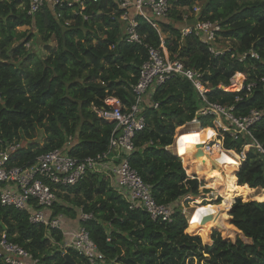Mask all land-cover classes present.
<instances>
[{"label": "trees", "instance_id": "16d2710c", "mask_svg": "<svg viewBox=\"0 0 264 264\" xmlns=\"http://www.w3.org/2000/svg\"><path fill=\"white\" fill-rule=\"evenodd\" d=\"M89 2L84 14L90 19L84 21L68 8L62 9L60 19L55 15L58 11L53 13L47 6L28 16V0H0V149L6 144H25L12 156L11 165L26 166L53 150H62L79 160L105 153L114 124L99 119L94 108L105 107L103 100L109 94L126 106L134 103L132 88L147 50L123 39L124 26L118 18L121 11L113 0ZM197 3L201 6L195 20L217 22L221 27L217 46L225 47V41H230V49L223 55H211L208 46L194 35L181 38L183 24L178 28L170 23L181 22V13ZM170 11L157 23L169 59L206 72L211 89L206 98L210 102L232 106L236 116L261 111L262 118L253 134L264 148V0H178ZM136 20L143 45L159 48V33L143 18ZM65 21L70 22L68 26ZM21 27L35 32H19ZM36 36L44 44L45 56L25 46ZM250 50L258 54L259 60L248 54L238 61ZM235 73L244 75L247 83H255L250 94L245 89L225 90ZM146 102V127L134 136L135 149L129 164L150 186L157 204L173 206L171 221H154L141 210H129L118 190L97 173H89L78 184L64 188L53 206V215L77 219L105 257L104 264H186L194 260L199 264H264L263 160L250 150L247 160L234 171V195L252 201L237 199L230 208L233 197L226 189L222 198L223 187L216 183L229 181L232 175L219 170L206 178L203 173L217 162L212 155L195 158V145L200 147L202 142L187 136L176 139L179 155L190 158L195 169L188 158L182 163L165 150L173 143L176 128L191 121L201 104L191 83L171 77L155 88ZM151 103L157 104V109ZM199 121L201 127H211L210 118L201 117ZM210 134L207 131V136ZM40 135L44 136L41 144L35 142ZM198 137L203 138V131ZM246 143L245 139L232 143L227 137L224 147L239 151ZM228 161L232 162L227 155L221 156L218 167ZM205 185L220 193L216 200L220 206L186 211L188 228L180 201L197 197L200 190L208 193L202 189ZM220 208H230L228 218L212 229L209 242L203 243L199 236L188 233L212 227L223 215ZM80 212L91 214L93 219L81 222ZM206 217L211 218L209 223L201 224ZM2 234L42 264H66L65 253L75 264H88L73 249L63 248L67 237L61 230L32 224L26 212L0 205Z\"/></svg>", "mask_w": 264, "mask_h": 264}, {"label": "built area", "instance_id": "2783aa9c", "mask_svg": "<svg viewBox=\"0 0 264 264\" xmlns=\"http://www.w3.org/2000/svg\"><path fill=\"white\" fill-rule=\"evenodd\" d=\"M88 0H28L27 15L34 16L43 6L55 13L60 19L63 8L72 10L73 15L81 16L88 21L89 15L84 11ZM90 4L98 3L100 0H89ZM121 11L119 20L124 26L123 39L131 44L142 45L147 50L146 60L142 63L136 84L132 88L134 103L130 106L124 105L119 98L112 94L107 95L103 102L105 107L94 108L97 117L103 121L114 124L111 133L108 149L105 153L96 157L79 160L70 157L62 150H53L36 157L34 162L26 166L11 165L12 156L21 149L19 143L6 144L0 149V205L13 208L19 212H26L28 220L32 224H40L48 228L62 230L63 215H53V206L58 200V194L64 188L72 187L82 181L87 174L97 173L104 175L113 187L123 196L128 203L129 210H141L156 221L169 223L174 213L172 205L157 204L151 194V188L131 168L129 158L134 151L133 139L137 132L146 127L145 111L148 108L147 99L151 97L155 88L164 84L171 77H180L194 87L201 104L195 117L185 123L181 131L173 137V143L165 147L184 162L186 156H180L177 140L185 136L195 139L198 133L204 130H211L210 141L200 145L203 155L211 156L215 152L219 155L226 154L233 164L229 167L237 170L248 157L250 150L264 162V148L255 139L253 129L261 120L262 112L251 110L246 116H236L232 106H224L219 103H212L206 98L211 91L208 81L205 79L206 72L188 69L178 61L169 59L164 47L163 38L159 31L158 21L166 19L172 6L178 0H113ZM199 8H194V15L198 17ZM115 14L110 15L114 18ZM137 17L154 28L161 36L159 48L147 47L142 43V37L137 32ZM185 24L180 29L181 38L194 35L200 42L208 46L213 56L223 55L229 51V47H218L219 33L221 27L217 22L201 21L198 18L192 25L187 24V16L182 17ZM69 21L64 25L68 26ZM26 48L28 44H26ZM221 48V49H219ZM249 54L252 59L259 60V56L253 50L237 58L243 61ZM233 57V55H232ZM235 73L230 79V85L235 83ZM242 75V74H241ZM244 76V75H242ZM264 83V78L261 79ZM255 83L241 84L240 90L245 89L250 94ZM222 90L224 88L218 87ZM264 90V84H263ZM1 98V93H0ZM238 101V100H236ZM153 109L157 104L151 103ZM211 119V127H201L200 118ZM236 143L240 139L247 140L239 151L234 148L225 149V139ZM195 152H198V145H195ZM189 160V159H188ZM196 173V172H195ZM234 174V173H233ZM235 176V174H234ZM189 178H193L188 175ZM63 192V191H62ZM220 195L219 192H217ZM217 195V197H218ZM93 219L91 214L80 212L79 220L86 222ZM67 237L63 248L73 249L79 256L83 257L88 264H104L105 257L98 251L90 239L84 227L79 226L73 233H64ZM0 263L3 264H42L39 259L20 246L9 242L5 234L0 236Z\"/></svg>", "mask_w": 264, "mask_h": 264}, {"label": "rangeland", "instance_id": "374dc122", "mask_svg": "<svg viewBox=\"0 0 264 264\" xmlns=\"http://www.w3.org/2000/svg\"><path fill=\"white\" fill-rule=\"evenodd\" d=\"M200 6H201V4L200 3H197L195 6H193V8H191V9H185V11H183V13H181L182 14V17L183 16H187V20H186V22H187V24H189V25H192L193 24V22H194V20H195V15H194V8H199L200 9ZM170 13H171V11H170ZM170 13H169V15H170ZM170 22V21H169ZM170 23H172V24H174V25H176V26H178V28L183 24H185V22H184V19H182V21L181 22H173L172 20H171V22ZM183 25L181 26V27H183ZM181 27H180V29H181ZM19 30V32H35V30L33 31V29H30V28H27V27H21V28H19L18 29ZM221 42V41H220ZM226 43H225V45L227 46V47H229V45H230V41H225ZM28 44V47H29V51H31L32 53H34V54H37V55H39V56H45V54H46V51L44 50V44L41 42V40L36 36V39L35 40H32L30 43H27ZM217 45H219L220 46V44L218 43ZM26 46V45H25ZM27 47V46H26ZM219 49H221V48H219ZM238 75H241L240 73H237ZM242 76V75H241ZM240 79V83L238 82V84H239V88L237 89V90H234V91H231V89H235V88H232L233 87V85H230V87L229 88H227L228 90H229V92H237L238 90H240V87H241V84L243 83V81L245 80V82H247V80H246V78L244 77V76H242V78H239ZM184 127H186V128H188L189 126H185V125H183V126H180V127H177L176 128V130H175V133H174V135L177 133V132H179V131H181V129L182 128H184ZM38 138V140L37 139H35V142H38L39 144H41L42 143V141L44 140V136H38L37 137ZM20 145H21V147H23L25 144H23L22 142L20 143ZM182 156V155H181ZM185 158H188V157H185ZM199 158H201V157H199ZM212 158L213 159H215V161L217 162L216 163V168H213V166L212 165H210V168L206 171V173L204 172L203 174H205L207 177L206 178H209V177H211L212 178V176L213 175H216V174H218V171L219 170H221V171H224V173H227V174H230V175H232V178L229 180V181H225V180H223V179H221V181L219 182V183H216V186H222L223 187V190H224V193H223V197L222 198H224V196H225V193H226V189H227V191L229 192V194L233 197V200H232V203H231V205H230V208H231V206L233 205V203L237 200V199H240L243 203H246V202H250V201H252L249 197L248 198H246L247 200H244L243 198H238V197H236L235 195H234V190H233V188H232V186H231V184H232V182H233V180H234V171L235 170H233V168H231V167H229V164H233V162H225L222 166V169H221V167H218V160H220V157H218V156H215V155H213L212 154ZM189 159V161H190V163L192 164L193 162H192V160L190 159V158H188ZM228 164V165H227ZM193 165V167L195 168V166H194V163L192 164ZM195 172L196 173H198L196 170H195ZM200 174H202V173H200ZM206 189V190H208V193H204V192H202V190H200V192H199V195L197 196V197H194V198H187V199H184V200H181L180 201V206H181V212H182V214L184 215V217L186 218V220H187V223H188V218H189V216H188V214H186L185 212L187 211V213H191L192 212V210H193V208L194 207H196V208H202V207H206V206H209V207H212L213 209L215 208V207H218V206H220V203H219V205H217L216 204V200H217V198H219V197H221V195H218V197L215 199V196H216V193L214 192V190H211V189H209V188H207L206 187V185L204 186V187H202V189ZM214 192V193H213ZM212 193H213V195L214 196H212ZM222 194V193H221ZM222 202V201H221ZM203 204H206V205H203ZM229 208V209H230ZM221 209V212L223 213V215L225 214V216L223 217V215L222 216H219L218 217V219L216 220V223L212 226V227H209V226H205L204 228H206L207 230H204V232H201L200 230H194V231H192V232H188L192 237H200L201 239H202V242L203 243H207V242H209L208 241V235H209V233L212 231V229L216 226V224L218 223L219 225H223V223L227 220V218H228V214H227V212H228V210H225V209H223V208H220ZM64 218V217H63ZM64 221V220H63ZM64 223L65 222H63V224H62V230L64 231V228H65V225H64ZM206 223H209V221L208 222H206ZM205 223V224H206ZM217 224V225H218ZM64 226V227H63ZM188 228H191V226L188 224ZM192 228H196V227H192ZM198 228V227H197ZM66 229V228H65ZM67 230H65V232H66ZM206 231V232H205ZM65 240V239H64ZM66 241H64V243H65ZM186 264H199V263H197V261L196 260H194L192 263H186ZM200 264H204V261H202Z\"/></svg>", "mask_w": 264, "mask_h": 264}, {"label": "crops", "instance_id": "0c3cea01", "mask_svg": "<svg viewBox=\"0 0 264 264\" xmlns=\"http://www.w3.org/2000/svg\"><path fill=\"white\" fill-rule=\"evenodd\" d=\"M207 131H210V133H211L209 136H207ZM198 135H199V133H198ZM211 136H212V131L211 130H204L203 131V138H200V137L197 136L195 139H197L198 141H200L203 144H205L207 141H210ZM213 155L218 156V157H221V156L224 157V155H226V154L223 153V154L219 155L218 153L215 152ZM220 167L222 169L223 166H220ZM234 180H235V177H234ZM111 184L113 185L112 180H111ZM214 192L216 193V196H215V199H216L218 194H217L216 190H214ZM213 193H212V196H214ZM63 220H64L63 222H65L64 225H65V228H66V229L64 228V233H68V234L73 233L80 226L77 219L73 220V219H70L68 217H64ZM65 230H67V231L65 232Z\"/></svg>", "mask_w": 264, "mask_h": 264}, {"label": "water", "instance_id": "95a60500", "mask_svg": "<svg viewBox=\"0 0 264 264\" xmlns=\"http://www.w3.org/2000/svg\"><path fill=\"white\" fill-rule=\"evenodd\" d=\"M221 88H224V87H221ZM198 149H199L198 152L194 155L195 158H199V157L203 156V152H201L200 147H198ZM212 166H213V168H216L215 165H212ZM210 219L211 218H208V217L203 218L202 221H201V224H204L205 222H207ZM116 249L118 251V254L120 255L121 252H120L119 248H116ZM63 257L65 259V263L66 264H75V262L73 261V259L71 258V256L69 254L65 253Z\"/></svg>", "mask_w": 264, "mask_h": 264}, {"label": "bare ground", "instance_id": "6f19581e", "mask_svg": "<svg viewBox=\"0 0 264 264\" xmlns=\"http://www.w3.org/2000/svg\"><path fill=\"white\" fill-rule=\"evenodd\" d=\"M239 78H242V76L241 75H237L236 77H235V83H234V85H233V87L232 88H235V89H231V91H234V90H237L239 87V84H238V82L240 81V79ZM240 83V82H239ZM230 87V86H229ZM228 87V88H229ZM226 91H229L227 88L225 89ZM195 169V168H194ZM198 174H200V173H198ZM218 224V223H217ZM216 224V225H217ZM201 228H204V227H201Z\"/></svg>", "mask_w": 264, "mask_h": 264}, {"label": "clouds", "instance_id": "9594fccd", "mask_svg": "<svg viewBox=\"0 0 264 264\" xmlns=\"http://www.w3.org/2000/svg\"><path fill=\"white\" fill-rule=\"evenodd\" d=\"M235 177V176H234ZM188 224V223H187Z\"/></svg>", "mask_w": 264, "mask_h": 264}]
</instances>
